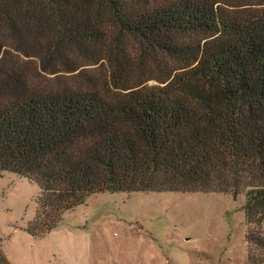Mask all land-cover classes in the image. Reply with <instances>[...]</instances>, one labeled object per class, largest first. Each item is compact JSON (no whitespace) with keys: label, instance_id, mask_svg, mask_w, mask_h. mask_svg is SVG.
Returning a JSON list of instances; mask_svg holds the SVG:
<instances>
[{"label":"trees","instance_id":"obj_1","mask_svg":"<svg viewBox=\"0 0 264 264\" xmlns=\"http://www.w3.org/2000/svg\"><path fill=\"white\" fill-rule=\"evenodd\" d=\"M4 172L37 238L97 194L243 195L264 264V0H0Z\"/></svg>","mask_w":264,"mask_h":264},{"label":"rangeland","instance_id":"obj_2","mask_svg":"<svg viewBox=\"0 0 264 264\" xmlns=\"http://www.w3.org/2000/svg\"><path fill=\"white\" fill-rule=\"evenodd\" d=\"M38 187L0 176V253L8 264H246L244 196L102 193L33 237Z\"/></svg>","mask_w":264,"mask_h":264}]
</instances>
